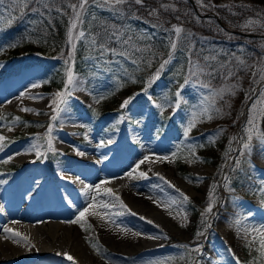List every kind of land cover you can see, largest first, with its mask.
Here are the masks:
<instances>
[{"label": "rangeland", "instance_id": "1", "mask_svg": "<svg viewBox=\"0 0 264 264\" xmlns=\"http://www.w3.org/2000/svg\"><path fill=\"white\" fill-rule=\"evenodd\" d=\"M160 1L162 2L161 5L169 4L173 6V4H170L173 0ZM187 1L193 6L191 10L203 15L207 20L218 17V7L248 6L244 8L246 11L240 16L241 20L237 24L240 30L238 34H231L229 29L221 28L220 36L217 38L202 36L194 40L192 36L195 44L198 43L208 53L213 55L217 52L230 50L232 53L242 56L249 41L254 40L255 44L259 45L257 50L256 48L254 49V55L245 59L247 67L243 70V77L234 81L224 80L218 85L213 84L216 88L239 84V90L235 96L230 94L225 96V101L230 107H226L224 102L217 101V106L224 109L223 116H216L211 121L198 122L197 126L189 133L188 139L183 136L184 129L191 118L190 113L193 111V106L201 103V98L206 94V90L189 85L181 93L182 102L179 109L173 111V108L169 107L170 104L174 103V94L178 90L180 83L183 82V77L177 74L178 68L186 63L182 52H177L176 59L165 68L160 78L151 84L148 81L156 72L159 60L154 61L151 68L145 66L141 71L136 72V83H132L127 78L117 82L112 73L103 71L101 67H94L96 62L89 59L90 52L87 41L77 44V49L73 53V60L69 61L74 73L85 81L82 87L88 92V96L84 99L79 98L78 93H80V90L74 92L76 98L72 100L68 111L70 112L73 109L78 115L82 113L84 115L82 122L85 127L74 134L73 137L80 136L82 139L87 137L89 139L91 133H96L98 134L96 135L97 138L101 136L102 140H104L112 132L120 128V124H114L118 117L126 114L132 107L140 108L143 114L136 115L131 113L132 119L125 127L140 134L149 135L152 140H164L165 145L161 148L159 154L162 157L167 156L168 159L161 160L159 166L164 170L172 171L174 177L194 185V188L188 190V193H190L188 195L189 201L183 205V208H185L183 209L184 213H186L188 218L187 223L190 224L182 228L174 227V229L176 228L175 230H178L185 237L182 239L183 242L181 241L182 243H180L177 239L169 236L170 240L164 239V247L153 249L146 256L147 259L145 258L144 260L134 254L119 257L112 255L110 248L103 242L101 235L92 233L91 223H75L76 225L86 226L82 235L88 237L99 248V252H97V250L90 248L83 241L81 242L84 248L91 253L95 264H106V262H109V264H147L148 261H167L169 257L174 258L173 264H186V261H196V264H237V258L240 264H264V257L261 256L259 251V239L253 240V236H258V233H247L245 231V229H260L261 226H264V146L254 140L253 153L240 157L238 152H232L228 154L230 158L225 159L229 141L232 140V137L245 135L242 130L247 122L248 108L251 106L252 100L256 99L261 91H264V80H261L258 75H253L259 68L264 67V27H262L264 25V13L256 9L253 10L251 7L252 5L256 6L257 3L254 4V1L258 0H203V7L197 3V0ZM68 11L70 14V10ZM53 14L57 15L56 13ZM13 15L17 17V20L11 25L0 20V46H2L0 47V91L6 93V91L13 88L16 82L14 79L18 80L22 73L35 69L38 70L35 76V84L39 85L36 89H38L39 93H42H40L41 96L47 97L48 92L52 90L56 92L62 90L66 67L64 60L68 58V53L71 51L66 35L68 17L57 15L59 19L58 25L53 26L57 30L63 29L62 38L45 40L43 43L45 53L29 56L22 50H19L17 55L13 54L11 51L13 48L8 47V45L12 42L17 43L19 40L18 33L14 31L13 25L16 29H20L22 34L29 36L27 29L33 27L31 21L38 19V17L30 9L23 16H20L19 12H15ZM93 15L102 21L111 20L109 24H129L134 30H146L150 33L157 32L155 43L159 51L164 53L165 50L166 58L167 49L163 46L165 33L151 27L152 23L156 22V18L151 22L140 21L133 16H129L128 19H122L115 16L111 10L102 9L90 3L88 5V23L83 26L85 30H93L94 24L91 21ZM6 19L7 14L5 13L4 20ZM248 21H255V23L245 28V24ZM160 22L164 27H168V20H161ZM181 26L185 32L191 33L188 27L185 25ZM96 31H98V28H96ZM55 34L57 35L58 31ZM32 36L33 34L31 33ZM77 51L80 53L78 59L81 60L85 68L84 73L74 70ZM92 54L94 55V53ZM39 63H42L43 66ZM46 68H53L55 71L62 72V80L58 86L45 88L41 79ZM132 71V67L129 66V72L131 73ZM254 80L256 83H253ZM4 84L6 85L4 86ZM42 87L45 88V91L42 90ZM258 87L259 89H257ZM253 88L256 90L255 94L250 93V89ZM5 93H3V96ZM134 94L138 95L134 96ZM149 95L152 97L151 101L148 99ZM246 95H251L252 98L246 99ZM101 96L104 98L99 99ZM129 97L134 98L126 108L121 110V103ZM98 100L99 102H97ZM242 108H245L246 113L242 118V122H240L241 111L244 112ZM16 117L26 121H21V119L17 122L9 121ZM44 117L45 115L42 113L24 112L22 109H15V107H8V109L2 107L0 109V135L5 137L2 142V151L28 140L36 143L42 142L46 145L47 137L38 135L45 127V124L41 121ZM108 118H110V121ZM30 119L35 120V123H30ZM259 128L264 131V118H261ZM221 129H223L222 132L220 131ZM210 137H215V143L210 142ZM143 142H137L131 147H140ZM232 147L239 149L240 144L236 140H232ZM193 150L195 155H192ZM2 151H0V180L8 181L15 176V172L19 173L20 170L14 171L19 164L4 156ZM40 151L43 156L39 160L43 164L42 168L44 169L42 170L44 171L46 166L55 168L66 160L63 153L48 151L47 146L42 148V150L40 149ZM177 151H182L181 159L183 160V169L187 172L186 176L178 175L176 170L172 153H177ZM51 157L55 160L50 162ZM107 158L111 159L110 156H107ZM237 158L241 159L242 166L238 170L233 171L234 161ZM224 160L226 161L223 163ZM257 160L258 163L256 162ZM196 165L206 169V176L195 172ZM221 168V179L217 182L216 177L219 175ZM225 176L229 177L227 186L224 180ZM199 181L202 182L201 187L196 185V182ZM260 195L263 196V199L259 197ZM210 203L213 205V209L211 213L206 214L207 220H205L202 217V213H204ZM242 209H244V212ZM237 221L239 223H236ZM138 223L144 226L149 225L142 221H138ZM197 232H203V235L197 236ZM219 236H223V239H230V243L221 242ZM229 236L231 237L229 238ZM89 240L86 241L89 242ZM197 244L202 246L200 251L191 252L189 255L191 249L195 248ZM206 244L211 245V250L206 249ZM183 246H188L189 252H186ZM215 248H218V250L214 251L216 250ZM246 250L248 251L246 252ZM206 251L207 256L204 257V252ZM181 256L184 259H176Z\"/></svg>", "mask_w": 264, "mask_h": 264}, {"label": "bare ground", "instance_id": "2", "mask_svg": "<svg viewBox=\"0 0 264 264\" xmlns=\"http://www.w3.org/2000/svg\"><path fill=\"white\" fill-rule=\"evenodd\" d=\"M36 72L37 69L22 73L18 80L14 79L16 82L12 89L6 93L0 91V109L15 107L44 114L42 123L45 127L38 135L46 137L47 126L52 124L53 149L63 153L66 160L54 170L50 168L49 172H44L42 162L36 157L35 151L30 150V146L36 144L40 151L47 144L28 140L2 151L4 156L19 164L21 172L19 171L16 182L7 181L11 184L9 189L0 186V206L3 208V211H0V264H95L91 253L81 243L83 241L88 245L85 236L82 235L86 226L71 223L77 220L85 208H89V211L78 222L91 223L92 233L101 235L114 256L134 254L144 260L153 249L165 246V241L162 240L165 235L172 236L182 243L185 237L174 227L187 226L188 218L182 219L181 215H177L178 209L170 202L181 199L176 189L188 196L190 194L188 190L194 188V185L174 177L172 171L159 166L161 160L158 157H162L159 153L165 145L164 140H152L149 135L125 127L132 119L131 113L142 115V110L132 107L126 114L123 113L124 115L117 118L120 120L122 117L121 122L116 123V120L114 123L120 124V128L104 140L101 136L97 138L96 133H91L89 139L73 137L85 127L82 113L78 115L76 112V115H73L74 111H68L72 100L76 98L74 92L68 104L64 106L65 111L59 112L55 121L51 120L54 112L50 105L56 91L48 92L47 97L41 96V92L32 87L35 84ZM79 90V98L84 99L88 96L82 85ZM108 120L110 121V118ZM109 140L111 143H108ZM141 141L144 142L140 147H131ZM146 156L149 157L148 160H145ZM256 162L258 163V160ZM141 172L146 173V177H141ZM195 172L202 176L207 174L204 167L197 165ZM23 175H27L28 180H24ZM102 181L106 183H101ZM28 183L36 188L30 197L24 195L29 190ZM169 183L174 187L169 186ZM96 185H100L99 194L95 189ZM196 185L201 187L202 182H196ZM106 189H111V195L105 194ZM116 197H119V200H116ZM119 201H123L127 209L120 208ZM101 202H111L117 206L106 210L101 207ZM93 203L96 207H90ZM128 209L137 215L129 214ZM169 211L175 219L169 215ZM105 212L112 213L111 219L104 215ZM117 212L124 214L115 215ZM101 216H104V219H101ZM141 216L145 219L141 220ZM228 216L229 214L226 217ZM148 220L154 223L146 226L138 223V221L147 223ZM5 227L21 233V237L5 233ZM121 229H131L142 235L132 236ZM149 235H159L161 238L150 240L146 238ZM25 236L28 237L27 242L23 239ZM219 239L223 243H230V239H223V236H219ZM33 245L34 248L30 247ZM206 249L211 250V245L206 244ZM217 250L218 248L214 251ZM64 253L72 256L73 260H68ZM205 256L207 251L204 252Z\"/></svg>", "mask_w": 264, "mask_h": 264}, {"label": "snow or ice", "instance_id": "3", "mask_svg": "<svg viewBox=\"0 0 264 264\" xmlns=\"http://www.w3.org/2000/svg\"><path fill=\"white\" fill-rule=\"evenodd\" d=\"M90 3L99 8H107L111 10L117 17L128 19L130 10L129 12H125L124 6H142L144 0H0V20L9 25L17 20V17L13 15L15 12H19L20 16H23L25 12L30 9L33 14L37 15L38 19L31 21L33 27L27 29V31H29V36L27 38L29 39L31 38V33L34 31L41 33L42 39L46 37L48 26L53 23V13L62 17H68L66 35L67 43L71 46V51L68 53V58L64 60V65L66 67L63 88L55 93L50 105L54 112L51 116V120L55 121L59 112L65 111L64 106L68 104L73 92L79 90L81 85L85 83L84 80L74 73L73 68L69 65V61L73 60V53L77 49V44L83 43L84 41L88 42V49L90 52L89 59L96 62L94 67H101L103 71L112 73L117 82L123 78H127L132 83H136L137 80L135 78V73L141 71L145 66L151 68L153 62L159 60V66L156 69V72L148 81L149 84L154 83L155 80L160 78V75L165 68L176 59L177 52H182L186 63L178 68L177 74L183 77V82L180 83L178 90L174 94V103L170 104L169 107H172L173 111L179 109L182 102L181 93L189 85L206 90V94L201 98V103L193 106V111L190 113L191 118L183 132L185 139H188L189 133L197 126L198 122H203L204 120L211 121L216 118V116H223L224 109L217 106V101L224 102L226 107H230L225 101V96L226 94L235 96L236 92L239 90V84H231L227 87L216 88L213 86L212 81L215 80L218 75L224 80H230L231 78L236 77L238 71H243L247 67L246 61L234 56L236 66L230 67L232 64L231 61L226 63L217 62L218 54L209 56L200 55L196 50L192 34L185 32L181 25L172 24L170 27H164L159 20L157 9L149 10L148 15L156 18V22L152 23L151 27L165 33V36L163 37V46L167 49L166 58L165 54L159 51L155 43L158 35L155 31L150 33L146 30H134L129 24H109L106 21L100 20L95 15L91 17V21L99 31L91 29L85 30L83 26L88 23V5ZM197 3L202 7L204 6L203 0H197ZM161 7L167 10L170 5H161ZM68 10H70V14ZM5 13L7 14L6 20H4ZM137 18L139 19V17ZM177 19H179V17H177ZM252 23H255V21L246 22L245 28L249 27ZM262 27H264V25H262ZM17 46L18 45L15 42L8 45V47L11 48ZM92 53H94V55ZM129 66L133 69L131 73L129 72ZM253 75H258L261 80H264V67L259 68L256 73H253ZM253 83H256V81L254 80ZM32 87L36 88L39 87V85L33 84ZM255 92L256 90L254 88L250 89V93L255 94ZM21 95L23 96L24 93H21ZM135 95L138 94H134V96ZM103 98L104 97L101 96L99 99ZM133 98L134 97L126 98L121 103V109L126 108ZM251 98V95H246V99ZM148 99L150 101L152 100L151 95L148 96ZM97 102H99V100ZM205 104H207V106H205ZM22 110L31 111V109ZM261 118H264V91H261L256 99L252 100L251 106L248 108L247 122L242 130L245 135L242 137H232V140H236L240 144L239 149L232 147V140L229 141V147L225 154L226 160L230 158L228 154L232 152H238L240 157H244L246 154L251 153L253 151L254 140L258 144L264 145V131H261L259 128ZM19 119V117L15 118L16 121H19ZM122 119L123 118L121 117L116 123H120ZM52 130L53 125L49 124L46 133L48 151H54L51 139ZM220 131L222 132L223 129ZM4 140L5 137L0 135V151L3 150L2 142ZM209 140L211 143H215V137H210ZM101 143H103V141H101ZM108 143H111V140H109ZM30 150L35 151L37 158L43 156V153L39 151V146L36 144L31 145ZM172 155L176 156V152H173ZM192 155H195L194 150ZM148 159L149 157L146 156L145 160ZM158 159L167 160L168 157H158ZM141 163H143V161H141ZM234 164L235 166L232 170L236 171L242 166L241 159H235ZM129 175H131V173H129ZM140 176L146 177V173L141 172ZM160 179L163 180L164 177H160ZM224 180L227 186L229 177L225 176ZM3 183H5V181L0 180V184ZM101 183H106V181H102ZM169 186L174 187L170 185V183ZM95 189L99 194L100 185H96ZM176 191L179 193L181 199L179 201L172 200L170 204L178 209L176 213L177 215H181L182 219H186L183 205L188 202L190 198L179 189H176ZM105 194L111 195V189H106ZM115 199L119 200V197H116ZM116 206L115 203L101 202V207L106 210ZM90 207H96V204H90ZM119 207L127 209V206L124 205L123 201H119ZM212 209L213 205L211 203L208 204L204 213H202V217L205 220H207L206 214L211 213ZM0 211H3L2 206H0ZM88 211L89 208H85L80 212L77 220L71 221V223H77L79 220L83 219ZM128 212L133 216L137 215L135 212H131L130 209H128ZM123 214L124 212L115 213V215ZM104 215L111 219L112 213L105 212ZM169 215L173 216L171 211H169ZM173 218L175 219V216H173ZM101 219H104V216H101ZM140 219L144 220L145 217L141 216ZM147 223L153 224L154 222L148 220ZM237 223H239V221H237ZM156 227H159V225H156ZM121 230L136 237L142 235L140 232H133L131 229ZM245 231L247 233H258V236H253V240L255 241L259 239V251L261 256L264 257V226H261L260 229H245ZM4 232L11 233L13 237H21V233L7 227L4 228ZM201 235H203V232H197V236ZM146 238L156 240L161 237L159 235H149L146 236ZM23 239L25 242L28 241V237L26 236L23 237ZM85 239L89 240L88 237H85ZM163 239H169V237L165 235L163 236ZM16 242L18 243L19 241L17 240ZM89 243L95 250H97V252H99L97 244L92 243L91 240H89ZM30 247L34 248V245ZM183 247L186 252H189L188 246ZM201 247V245L197 244L195 248L191 249L189 255L191 252H199ZM57 255H60V253H57ZM63 255L68 260H73V257L68 253H64ZM173 259L174 258L169 257L167 261H148L147 264H173ZM176 259H184V257L181 256ZM106 264H109V262H106ZM186 264H196V261H186ZM237 264H240L238 258Z\"/></svg>", "mask_w": 264, "mask_h": 264}, {"label": "trees", "instance_id": "4", "mask_svg": "<svg viewBox=\"0 0 264 264\" xmlns=\"http://www.w3.org/2000/svg\"><path fill=\"white\" fill-rule=\"evenodd\" d=\"M255 3H257V5L256 6L252 5L251 6L252 9L253 10L256 9L264 13V0L254 1V4ZM161 4L162 2L160 0H144V3L142 6L128 5V6H124V8H125V12H129L130 10L129 16H133L137 20L145 21V22L147 21L151 22L155 20V17L149 16L148 13H149V10L151 9H157L159 13V20L160 19L164 21L168 20L169 21V23L167 24L168 27H170L171 23L185 25L186 27L189 28L193 36V39L196 40L198 37H202V36L217 38L220 36L221 28L229 29L231 34L232 33L238 34L240 30L237 24L241 20L240 16L246 11L244 8L248 7L246 5L231 6V7H218L217 8L218 17L216 19L207 20L203 15H200L196 13V11L191 10L193 6L187 0L186 1L173 0L172 2H170V4H173V6L170 5V7L167 10L162 8ZM137 17H139V19ZM177 17H179V19H177ZM52 20H53V24L48 26L47 35L43 39L41 38L42 34L36 31L32 32L33 36L29 39L27 38L28 37L27 35L22 34L20 32V29H16L15 26L13 25L14 31L18 33L19 40L16 43L18 46L11 49L12 53L17 55V52L19 50H22L23 52L27 53L29 56L32 54L39 55V54L45 53V49L43 48V43L45 42V40L49 41L52 38L61 39L63 36V29L57 30L55 29V27H53V26L58 25L59 19L57 15L53 14ZM110 21L111 20H108L106 22L110 23ZM93 30L96 31L95 26ZM56 31H58L57 35L55 34ZM34 41H37V42H34ZM195 47H196L197 52H199V54L202 56L212 55L208 53V51H205L204 48H201L198 45V43L195 44ZM258 47L259 45L255 44L254 40H251L249 41V43L246 44V48L242 56L238 54H234L230 50H226L223 52H217L213 55L218 54L217 62L226 63V62L231 61L232 64L230 65V67H235L236 61L234 59V56L241 57L240 59L245 61L246 58H249L248 56L254 55L255 53L254 49L256 48L257 50ZM164 53H165V50H164ZM79 54H80L79 51H77V54H76L77 60H75V63H74V70L76 72L84 73L85 68L81 60L78 59ZM39 64L43 66L42 63H39ZM241 77H243V71H238L236 77H233L227 81H234L237 78H241ZM61 80H62V72L60 73V71H55L53 68H48V69L46 68L45 73L43 74V77L41 79L45 88H49L51 86H58ZM223 81L224 79H222L221 76L218 75L217 78L212 81V83L214 85H218L222 83ZM9 121L17 122L15 119H11ZM21 121H26V120L21 119ZM181 155H182V151H177L176 156H174L173 159H174V163H175L178 175L186 176L187 172H185V170L183 169L184 165H183V160L181 159ZM225 161L226 160H224L223 163ZM221 174H222V168L219 171V175L216 177L217 182L221 179ZM259 197L263 199L262 195H260ZM88 244L90 245L89 242ZM247 251L248 250H246V252Z\"/></svg>", "mask_w": 264, "mask_h": 264}, {"label": "water", "instance_id": "5", "mask_svg": "<svg viewBox=\"0 0 264 264\" xmlns=\"http://www.w3.org/2000/svg\"><path fill=\"white\" fill-rule=\"evenodd\" d=\"M260 85H261V84H260ZM257 89H259V87H258Z\"/></svg>", "mask_w": 264, "mask_h": 264}]
</instances>
